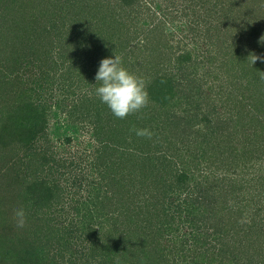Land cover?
<instances>
[{
    "label": "trees",
    "instance_id": "obj_1",
    "mask_svg": "<svg viewBox=\"0 0 264 264\" xmlns=\"http://www.w3.org/2000/svg\"><path fill=\"white\" fill-rule=\"evenodd\" d=\"M156 2L162 14L148 22ZM262 10L264 0H0V157L44 130L45 98L55 86L70 87L74 72L90 77L115 51L146 80L150 102L124 119L111 117L116 135L133 148L117 158L129 163L128 172L110 178L116 190L109 201L122 205L120 221L107 229L109 262L182 264L159 245L167 239L181 256L190 247L191 264H264V201L253 177L264 159ZM167 24L183 25L181 40L194 44L176 53L178 27L168 32ZM59 63L71 75L66 84L57 80ZM208 65L224 77L201 103L200 69L221 78ZM95 126L103 130L100 120ZM193 171L203 177L194 184ZM184 227L181 239L170 238ZM2 246L18 256L16 264H41L40 249L26 256L25 241Z\"/></svg>",
    "mask_w": 264,
    "mask_h": 264
},
{
    "label": "rangeland",
    "instance_id": "obj_2",
    "mask_svg": "<svg viewBox=\"0 0 264 264\" xmlns=\"http://www.w3.org/2000/svg\"><path fill=\"white\" fill-rule=\"evenodd\" d=\"M159 7V2H156L154 9L145 14L148 22H154L160 17L158 15L162 12ZM154 12L156 16L152 19ZM256 13L255 18L263 21L262 15ZM177 27L178 30L172 34L171 44L175 47L179 44L182 46L179 51L174 48L179 54L194 43L186 36L185 42L181 40L183 25H166L168 32ZM59 64L56 69L57 80L66 84L71 75ZM208 66L212 74L218 71L216 65ZM204 72L202 67L199 80L204 86L199 91V102L207 87L216 86L224 77L218 71L220 80H213L212 76L216 75L207 78ZM89 75L90 77H82L74 72L70 87L67 83V87L62 88V84L57 83L59 86L53 88V94H48L45 98L44 130L41 129L39 134L33 136L26 148L25 143H18L4 158L0 157V264H16L19 259L12 251L6 254L7 250L2 246L3 242L10 244L11 241H25L30 250L26 256L32 254L33 249H40L42 255L34 253L35 257L41 256V264H115L114 260L109 262L107 259L104 245L109 225L120 221L122 204L114 199L109 201L116 190V184L110 178L128 172L129 163H119L117 158L125 148L132 149L133 146H128L112 129L111 126L115 123L112 118L116 116L95 94L93 82L96 72ZM205 82L208 83L204 84ZM197 84L201 85L200 82ZM223 92L230 95L232 91L226 86ZM97 120H100L103 130L95 129ZM128 158L132 159L131 156ZM262 163V170L255 168L253 171L258 173L254 172L253 177L260 180L257 187L259 186V193L262 192L260 198L264 201V159ZM179 168L184 169L185 166L181 165ZM192 174L189 177L192 184L203 178L194 171ZM178 198L181 200L182 195ZM260 202L255 199L251 208H258ZM21 210L24 213L22 227L21 217L17 216ZM207 210L212 213L214 209L209 205ZM209 216L212 217V214ZM218 218L212 217V220ZM2 221H6V224L1 225ZM103 227L106 228L105 233ZM185 227L179 233H172L170 238L181 239L186 233ZM120 239L119 237V246ZM176 243L174 240L167 242V239H162L159 245L165 248L170 257L182 264H191L193 252L190 247L186 246L181 256L178 254L180 245Z\"/></svg>",
    "mask_w": 264,
    "mask_h": 264
},
{
    "label": "clouds",
    "instance_id": "obj_3",
    "mask_svg": "<svg viewBox=\"0 0 264 264\" xmlns=\"http://www.w3.org/2000/svg\"><path fill=\"white\" fill-rule=\"evenodd\" d=\"M264 43V37L261 38ZM258 59L257 56H255ZM98 85L95 94L105 104L114 116L120 119L128 115L139 112L150 102L146 80L131 72L124 66L122 57L115 53L102 58L99 62L98 70L95 75ZM138 136H150L147 129H137ZM17 216L21 217L20 226H23V211H19Z\"/></svg>",
    "mask_w": 264,
    "mask_h": 264
}]
</instances>
